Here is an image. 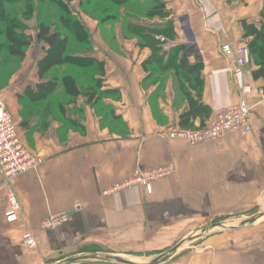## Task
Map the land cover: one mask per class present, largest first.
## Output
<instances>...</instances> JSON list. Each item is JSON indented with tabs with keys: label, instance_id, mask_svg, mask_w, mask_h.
Segmentation results:
<instances>
[{
	"label": "crops",
	"instance_id": "crops-1",
	"mask_svg": "<svg viewBox=\"0 0 264 264\" xmlns=\"http://www.w3.org/2000/svg\"><path fill=\"white\" fill-rule=\"evenodd\" d=\"M84 1L89 0L79 3ZM161 2L168 18L148 16L156 0H128L122 7L97 0L113 13L81 20L91 42L89 54L103 65L102 90L115 92L96 107L82 96L66 107V115L83 130L58 120L37 123L18 99L26 86L39 83L37 63L46 46L37 55L27 51L10 77L3 78L0 70V99L20 141L43 159L35 171L7 185L20 207L15 223L5 220L6 188L0 189V264H118L73 262L91 256L152 264L196 232L227 221L249 222L201 234L193 239L196 246L156 264H264V80L253 78L258 68L253 60L237 74L234 59L221 52L224 44L247 45L245 26L264 28V0ZM168 21L173 38H154L166 39L164 51L179 48L183 62L166 67L164 56L160 65L151 66V50L127 25L162 27ZM196 64L202 81L198 99L199 87L192 88L185 76L187 67ZM243 86L250 88L245 97L249 132L196 146L158 136L172 126L203 127L207 113L239 103ZM188 96L196 102L190 105ZM187 113L183 126L180 118ZM166 165H173V174L154 182L151 194L141 186L104 194L138 169ZM62 214L67 218L60 227L40 229L44 217ZM25 232L34 235L35 249L22 244Z\"/></svg>",
	"mask_w": 264,
	"mask_h": 264
},
{
	"label": "trees",
	"instance_id": "trees-1",
	"mask_svg": "<svg viewBox=\"0 0 264 264\" xmlns=\"http://www.w3.org/2000/svg\"><path fill=\"white\" fill-rule=\"evenodd\" d=\"M79 0H48V3L59 10L58 22L60 29L51 23V16L40 20L37 27L36 41L47 47L44 57L37 63V76L39 83L35 86H26L23 94L18 99L27 103L25 111L31 119L37 123L46 124L48 120H58L64 125L74 126L73 129L83 130L82 125L66 115V107L76 103V99L82 96L85 103L96 107L104 98L114 95L113 91L102 90L104 70L102 63L95 60L90 54L91 42L88 31L80 17L67 6ZM89 0L87 5L91 4ZM117 7H122L128 0H109ZM21 0H0V38L4 43L0 49L5 52L3 59H0V67H16L10 72L14 73L25 58V54L32 44V39L24 32L26 24L36 13L32 2L26 0L23 4L22 13L16 12V4ZM64 3V4H63ZM83 5V2L80 3ZM10 5L12 9L6 10ZM148 14L149 17L158 16L168 18L169 12L161 0H156V5ZM20 17V18H19ZM105 20V19H104ZM49 22V24H48ZM55 28V29H54ZM127 29H132L141 42L151 50V56L147 60L149 65L158 66L164 56H167V65L176 62L181 64L183 56L179 57V48L164 51V43L155 40V35L172 39L174 36L173 24L168 21L162 27L153 26L144 28L139 25H127ZM244 38H249L247 43L252 60L257 65V70L253 72L254 79L264 80V28L256 30L252 26H245ZM141 43V45H143ZM180 66V65H179ZM74 68L76 73H68L62 68ZM62 69V70H61ZM178 70L179 67H178ZM201 66L199 64L187 67L186 74L189 84L196 90V98L201 94L202 81L200 80ZM74 72V70H73ZM264 93V87H263ZM64 98L66 100H64ZM189 98V96H188ZM189 104L196 102L189 98ZM205 110V108H204ZM204 112L207 113V110ZM190 113L181 116V125L187 121ZM209 117V113L206 114ZM25 124L27 121L24 122ZM187 128V127H182Z\"/></svg>",
	"mask_w": 264,
	"mask_h": 264
},
{
	"label": "built area",
	"instance_id": "built-area-1",
	"mask_svg": "<svg viewBox=\"0 0 264 264\" xmlns=\"http://www.w3.org/2000/svg\"><path fill=\"white\" fill-rule=\"evenodd\" d=\"M160 42L164 39L158 37ZM224 55L231 56L235 62V72L241 74L251 63L247 45L221 46ZM250 93L249 86L241 88V100L238 104L210 113L205 125L198 128H182L172 126L165 129L158 136L164 139L184 140L189 145H207L229 134L250 131L249 113L245 97ZM43 163V159L24 148L17 134L11 112L2 99H0V189L6 188L7 210L4 214L7 223L12 224L19 219V203L14 192L8 184L14 178L28 172L35 171ZM174 172L173 165L157 167L151 170H136L132 177L113 185L104 194L112 195L135 186L144 188L147 194L152 192V184L163 178L171 176ZM66 215L46 216L40 221L42 231H51L60 227L66 221ZM22 244L28 249L36 248V240L32 233L25 232L21 237Z\"/></svg>",
	"mask_w": 264,
	"mask_h": 264
},
{
	"label": "rangeland",
	"instance_id": "rangeland-1",
	"mask_svg": "<svg viewBox=\"0 0 264 264\" xmlns=\"http://www.w3.org/2000/svg\"><path fill=\"white\" fill-rule=\"evenodd\" d=\"M30 1L32 2L34 8L36 9V13L30 21L24 22L26 24L25 25L26 30L24 33L27 36H30L32 39V44H31L30 48H28L27 51L29 52L30 56H33V55L39 54V49L42 46L41 43H38L36 41V33H37V27H38L39 21L43 20V18H46V16L49 15V16H51V19H52L51 23H53L55 26H57V29H60L61 27H60L59 22H58L60 9L49 4L48 0H30ZM62 1H65V0H62ZM25 2H26V0H21L20 3L16 4L17 5L16 6V12L19 13V16H20V13H22L21 9L24 7L23 4ZM91 2H92L91 4L87 5L88 3H86V1H84L83 5H81L79 3V1H75L73 3H69L67 6H70V9L72 11H74L75 13L77 12L76 14L81 18V20L88 18V19H92V20L96 21V19H98L100 17L98 12H101V14H103V13L107 14L109 12L113 13V9L108 8V7L106 8V6H104L103 4H97V0H93ZM93 3H94L95 8H96L94 10L92 8V7H94V6H92ZM11 9H12L11 5H10V7L9 6L6 7L7 11H10ZM48 24H49V22H48ZM87 25H92V23H87ZM0 28H3V26L0 25ZM3 43H4V40L2 38H0V45H2ZM5 55H6L5 52H3L2 49H0V59H3L4 57H6ZM0 62H1V60H0ZM171 66H172V63H171ZM7 67H9V70H8V68L5 69L6 67H0L3 78L10 77L12 75L10 70L11 69L13 70L16 68V67H10V66H7ZM73 120L76 121V119H73ZM247 220H250V219H247ZM248 222L249 221H246V222L244 221V223L241 221H234V222L227 221L225 223H218V225L213 224L211 227H206L204 230H200L199 232H196V234L193 235L192 237H189L184 243H182V245L177 249V251L175 253H177L178 251H181L183 249H187L189 247L196 246V241L193 242V239L197 236H200L201 234L205 235L208 233H214L216 231H219V229H221L222 226L223 227L225 226V229L238 228V227H240V225H243V224L248 223Z\"/></svg>",
	"mask_w": 264,
	"mask_h": 264
},
{
	"label": "water",
	"instance_id": "water-1",
	"mask_svg": "<svg viewBox=\"0 0 264 264\" xmlns=\"http://www.w3.org/2000/svg\"><path fill=\"white\" fill-rule=\"evenodd\" d=\"M253 221H251L250 223H252ZM180 246L178 247H175L172 251H170V253H168L167 255L163 256V257H160L159 259H155L152 264H156L158 263L159 261L161 260H164L166 259L167 257L173 255L177 249L179 248ZM84 260H99V261H108V260H112V261H115L116 263L118 264H133L132 262L130 261H127V260H124V259H120V258H116V257H108V256H105V257H100V256H91V257H81L79 259H75L73 262L75 261H84Z\"/></svg>",
	"mask_w": 264,
	"mask_h": 264
}]
</instances>
